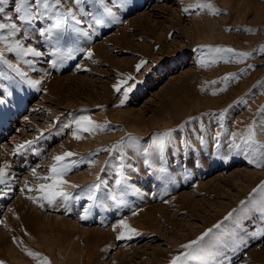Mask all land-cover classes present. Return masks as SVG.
Here are the masks:
<instances>
[{
  "label": "rangeland",
  "instance_id": "1",
  "mask_svg": "<svg viewBox=\"0 0 264 264\" xmlns=\"http://www.w3.org/2000/svg\"><path fill=\"white\" fill-rule=\"evenodd\" d=\"M13 2L9 0L7 11ZM197 2L121 0L122 6L113 7L121 23L111 26L88 28L91 21L85 17L81 27L92 38L82 37L75 47L90 49L91 58L84 51L61 60L52 54V41L32 32L27 43L43 52L25 57L35 71L14 53H5L28 79L42 83L36 90L0 65L6 72L0 77V166L11 165L9 185H0V261L4 264H40L25 249L47 257L50 264H171L173 257L186 251L182 245L208 229L218 235L231 228L232 221L225 220L229 213L251 214L240 210L251 209L261 198L254 189L264 182V168L249 164L229 145L230 134L243 132L264 108V54L259 52L264 45V0H207L219 9L217 15L199 8L183 11ZM82 15L77 11L78 17ZM249 28L252 32L245 30ZM217 47L253 55L243 62L225 63L220 54L209 51ZM202 57L209 66H200ZM213 59L219 62L211 64ZM141 61L146 63L137 71ZM228 74H236L238 80L221 92L224 84L211 82ZM117 83L120 92L113 87ZM128 86H133L132 91L121 104ZM225 111L227 134L217 141L215 133L224 132L218 117ZM82 115L104 127L82 132L77 140L67 125ZM169 130L173 139L160 161L154 140ZM197 134L207 143L201 144ZM129 136L138 138L140 150L124 149L121 174L119 154L111 149ZM259 139L264 141V136ZM26 141L34 143L13 155L16 145ZM144 149L153 153L155 167L144 163L149 158ZM69 151L77 154L72 159L80 163L65 177L77 185L67 191L80 198L67 204L58 201L55 206L43 202V207L28 199L39 194L28 192L25 181L29 187L42 182L31 169L46 175L52 157ZM96 184L100 188L94 203L87 196ZM85 210L87 218L82 219ZM121 219L139 235L117 239L123 231L118 227ZM245 223L249 232L261 226L258 221ZM246 239V247L230 253L231 264H264V238Z\"/></svg>",
  "mask_w": 264,
  "mask_h": 264
},
{
  "label": "snow or ice",
  "instance_id": "2",
  "mask_svg": "<svg viewBox=\"0 0 264 264\" xmlns=\"http://www.w3.org/2000/svg\"><path fill=\"white\" fill-rule=\"evenodd\" d=\"M112 4V7L109 6ZM90 5L91 10L86 11V6ZM9 6V0H0V65L6 69H10L16 72L23 83L28 86L40 90L41 80H33L27 78V73L22 72L16 63H12L5 57V53H14L15 56L28 64L35 71L33 62L26 60L25 57L42 56L43 52L38 51L37 47L27 43L33 37L29 36V32L33 33V36L38 34L46 41H52L55 44V48L52 52L53 55L57 56L61 60L72 59L76 52L86 51L87 56L91 58L93 53L90 49L85 50L75 47L82 37L91 40V35L88 31H84L81 27L85 25V17L90 18L91 23H87L88 28H92L94 25L99 26H111L113 23H121L120 19L116 16L113 11V7L122 6L121 0H14L11 4V11H7L6 8ZM191 8H199L201 10H210L213 15L219 14V9H216L214 5L207 0H198L194 5H188L183 11L188 12ZM77 11L83 15L78 17ZM50 21L45 27L43 22ZM231 30V29H229ZM248 32H252V29H245ZM210 52L220 54L219 60H223L225 63L243 62L244 60L252 57L251 52L236 51L233 48H210ZM259 52L264 54V45L259 48ZM230 54V55H228ZM219 60H211V64L218 63ZM52 67L55 68L57 61L53 60ZM146 61H141L136 66V70L140 71L141 67ZM200 66H209L208 62L202 57L200 59ZM6 75L5 71L0 70V77ZM133 79L131 76L128 80ZM232 80H238L236 74H228L223 77L222 81H212V84L223 83L224 87L220 89L221 92L227 90L228 83ZM126 83V82H121ZM134 86V85H133ZM133 86L124 88V99L120 101L124 104L128 93L132 91ZM261 86H264L262 84ZM116 92L121 91V84L117 83L113 86ZM218 93L213 92V95ZM10 95V93H9ZM240 103H246V101H239ZM0 103H3L0 100ZM260 115L257 120H253L243 132H233L230 134L231 143L229 145L230 151H235L238 154L244 155L249 164L254 165L256 168H264V141L259 139L260 136H264V108L259 110ZM226 111L222 112L218 117V122L221 128H224V132L217 131L215 133V139H219L227 134V129L224 125ZM194 119V118H192ZM69 128L73 129L72 135L75 139L79 140L82 138L80 133H94L97 130H101L104 126L96 124L89 116L82 115L78 118H74L69 125ZM201 130L206 131L201 123ZM196 130L193 129V132ZM173 130L164 132L163 134L157 135L154 144L156 145V157L163 161L165 159V149L173 139ZM197 139L201 144H206L204 136L197 134ZM185 147H188V141H182ZM34 143V141H26L24 144L16 145L15 152L13 155L20 154ZM133 148L139 151L138 138L129 136L127 142H121L120 144L113 145L111 151L119 154L121 174L125 167L124 161L126 159L125 148ZM215 147L219 149L220 143L217 142ZM107 151L108 149H104ZM144 154L149 157L144 161L145 164L155 167L154 160L151 158L153 153L148 149H144ZM77 154L74 152H65L61 155H55L52 157V163L48 169L46 175H37V169L32 168V176L42 181L37 185L29 187L28 181H25V189L28 192H37L39 195H29L28 199L37 203L43 207V202L48 205L55 206L57 202L67 204L72 199H79V196L73 197L72 193L67 191L68 187H77V185L70 184L65 178L73 169L79 166L80 161L72 159ZM90 164H95V161H88ZM11 167L7 162L0 166V185L8 186L11 174L8 169ZM117 185L121 183L120 180L116 181ZM100 188V184L93 185L89 188L87 199L93 201L97 200L96 191ZM24 191V189H21ZM254 192H260L261 198L253 202L251 209L245 210L243 207L240 212L244 213L248 211L251 214L248 215H237L234 217L233 213H229L225 220L232 221V227L224 231L221 234H213V229L205 231L197 240H193L181 247L186 251L175 256L171 260V264H190L191 261H197L199 264H231V254H235L238 250L247 246V239L252 237L264 238V182H262ZM112 199H116L113 195ZM244 205L245 202H241ZM91 207V205H90ZM237 210H233L236 212ZM135 214V213H134ZM258 214V215H256ZM87 218V210H85V216L82 219ZM248 224L259 222L261 225L255 230L249 232ZM118 227L123 229L120 231L117 239H131L133 235H139V232L132 228L127 221L121 219ZM215 228L220 229L221 225H215ZM115 230V229H114ZM208 238V239H206ZM27 255L34 259H39L40 264H50L47 257L42 256L40 253L25 249ZM0 264H4L0 261Z\"/></svg>",
  "mask_w": 264,
  "mask_h": 264
},
{
  "label": "bare ground",
  "instance_id": "3",
  "mask_svg": "<svg viewBox=\"0 0 264 264\" xmlns=\"http://www.w3.org/2000/svg\"><path fill=\"white\" fill-rule=\"evenodd\" d=\"M150 24H152V23H150ZM152 26V25H151ZM149 28V27H148ZM152 30V29H151ZM151 33H152V31H151Z\"/></svg>",
  "mask_w": 264,
  "mask_h": 264
}]
</instances>
